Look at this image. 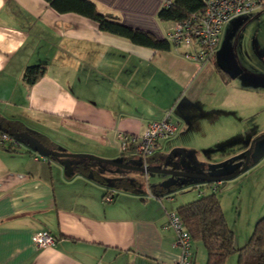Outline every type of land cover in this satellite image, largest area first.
Segmentation results:
<instances>
[{
  "label": "crops",
  "instance_id": "1",
  "mask_svg": "<svg viewBox=\"0 0 264 264\" xmlns=\"http://www.w3.org/2000/svg\"><path fill=\"white\" fill-rule=\"evenodd\" d=\"M87 1L159 40L174 29L173 22L157 19L164 0ZM221 35L212 59L201 62L196 48L162 52L138 46L100 31L91 19L57 12L45 0H0V125L28 131L53 152L142 168L138 157L121 152L118 134L141 135L147 124L169 114L176 134L160 142L150 162L188 149L202 160L200 175L244 183L248 203L236 204L234 214L217 197L234 246L242 248L264 215V149L252 157L254 139L264 134V117L255 115L252 97L264 101V81L237 87V79L217 73ZM39 64H46L45 75L26 86L24 70ZM211 85L224 92H208ZM20 145L12 151L0 147V264L177 262L167 214L179 207H172L170 197L179 183L153 179L145 186L133 174L141 172L82 158L69 160L72 173L66 176L55 159H35L40 151L34 145ZM106 194L113 196L109 203ZM40 232L54 238L53 246L37 248L33 237ZM191 254L196 264H205L201 243H192ZM225 264H237V255Z\"/></svg>",
  "mask_w": 264,
  "mask_h": 264
},
{
  "label": "trees",
  "instance_id": "2",
  "mask_svg": "<svg viewBox=\"0 0 264 264\" xmlns=\"http://www.w3.org/2000/svg\"><path fill=\"white\" fill-rule=\"evenodd\" d=\"M45 1L57 12H73L91 19L97 24L100 31L125 38L132 44L162 52L168 51L172 46L168 39L159 40L149 32L123 25L119 18L100 12L95 4L90 1ZM164 1H170V5L168 7L163 6L159 10L157 19L160 22H183L191 15L202 12L205 8L204 0ZM216 71L222 78L224 77L225 73L221 67L216 66ZM45 72L46 64L29 66L24 70L22 80L26 86L31 87L45 75ZM0 127V133L17 132L10 130L7 126L0 125ZM27 133L32 136L28 131ZM35 139L37 140L36 137ZM6 150L12 151L11 148H6ZM218 182H221V185L216 187V191H212L213 185ZM199 184L200 187L193 189H200V196L196 200L179 206L174 213L180 218L191 242L202 244L206 253L205 264H225L227 258L233 254L237 255V264H264V215L255 223L247 243L242 248L237 249L234 246L233 232L225 221L217 198L218 192L224 186V181H201ZM204 188L210 191L206 195L203 194Z\"/></svg>",
  "mask_w": 264,
  "mask_h": 264
},
{
  "label": "rangeland",
  "instance_id": "3",
  "mask_svg": "<svg viewBox=\"0 0 264 264\" xmlns=\"http://www.w3.org/2000/svg\"><path fill=\"white\" fill-rule=\"evenodd\" d=\"M260 16L261 15L256 17H236L239 19L234 18L236 20L233 22L232 26L229 27V29H227L226 31H224L225 29L222 30V41L220 43L221 47L219 49V53L216 55L215 61L220 65V67L223 68L224 72H226L232 78L237 79L236 82H234L237 87H239L241 84L248 87L254 84L253 86L256 87L259 85L258 83L264 81L263 79H261V77L264 76V14L262 15V17ZM228 90L226 89V91ZM208 92H213L215 94L223 93L224 90H219L218 88L216 89V87L211 85L209 86ZM206 94L209 95L208 93ZM252 104L255 110V115H258L260 117L259 120H261L264 117V111L261 110L262 108H264V101L258 100L256 97H252ZM256 121L257 119L255 118V122ZM257 138H259V136L254 140H256ZM16 139L22 144V146L23 143H28L30 146H33L32 143L24 138L17 137ZM197 144L200 145L199 141ZM254 145L255 147L252 151V157L255 159L258 157V154H260V152L264 149V139L255 142ZM202 151L203 149H201V153L203 154ZM249 151H251V149ZM40 152L39 155L45 157V154ZM193 152L194 151L188 149L185 150V152L182 150L179 152L169 151L165 155L161 156L159 161L148 162L149 169H158L167 172L200 174L202 173V169H204V166L202 165V160L196 155V153ZM247 154L245 156L243 166L245 164ZM74 160L76 159L73 158L71 161ZM137 163H139L138 160ZM100 166H103V168L109 169L111 171H117L121 173L123 172L121 170L110 168L105 165ZM133 174H136L138 178L141 179L142 184H144L145 186H152L154 183L153 179L172 181L176 182V184L179 183L177 187H174V189L171 190L172 192L170 197H172V199L174 200L172 204L173 208H177L182 204L196 200L200 196L199 194H201L200 189H193L192 187L193 185H196L197 183H200L202 181L199 179H191L188 177H174L171 175H160L152 173ZM239 182H224V186L219 191L220 193L218 192L217 194V197L220 199L221 203L223 200V210L225 209L226 211H228V213H235L236 204L241 205V203L243 202L248 203V199L243 193V188L246 189V186L244 183L240 185ZM209 192L210 191L208 189L204 188V195L208 194ZM240 192H242V195H240ZM238 197L239 202H237Z\"/></svg>",
  "mask_w": 264,
  "mask_h": 264
},
{
  "label": "built area",
  "instance_id": "4",
  "mask_svg": "<svg viewBox=\"0 0 264 264\" xmlns=\"http://www.w3.org/2000/svg\"><path fill=\"white\" fill-rule=\"evenodd\" d=\"M204 4L205 8L202 12L191 15L183 22L174 23V29L167 37L174 47L196 48L195 58L201 62L212 59L226 24L236 17L264 10V0H204ZM169 5L170 1H164L165 7ZM176 130L177 127L170 115L165 114L162 119L147 124L141 135L118 134L121 152L138 157L144 174H148L146 172L149 168L148 162L158 152L160 142L173 137ZM0 146L16 150L21 145L16 138L0 133ZM34 157L46 160L43 156ZM220 185L221 182L214 184L212 191H216V187ZM198 187L200 186L195 188ZM103 200L109 203L113 200V196L106 194ZM167 228L175 234L174 247L179 252V258L175 264H196L191 254L190 236L174 212L167 214ZM33 242L37 248H46L53 246L55 240L47 232H40L34 235Z\"/></svg>",
  "mask_w": 264,
  "mask_h": 264
},
{
  "label": "water",
  "instance_id": "5",
  "mask_svg": "<svg viewBox=\"0 0 264 264\" xmlns=\"http://www.w3.org/2000/svg\"><path fill=\"white\" fill-rule=\"evenodd\" d=\"M1 130V127H0ZM10 137H14V138H24L27 141H29L30 143H32L37 150L41 151L43 154H45V156H48L50 158L55 159L61 166L65 167V175L69 176L72 173V167L69 165V160L72 158H82V159H87V160H91V161H96V162H102L104 164L119 168V169H123V170H129V171H135V172H141L144 173V169L143 168H135V167H131V166H127L124 164H118L115 162H111L109 160H105V159H101L98 157H94V156H88V155H81V154H65V153H57V152H53L50 150H47L45 147H43L38 140H36L34 137H32L30 134L28 133H9L8 134ZM264 139V135L260 136L259 138H257L255 140V142ZM249 158H250V152H248L247 154V158L245 161L244 166L241 169V172H243L249 162ZM147 173H155V174H165V175H171V176H179V177H188L191 179H199L202 181H219L218 178L215 177H210V176H206V175H200V174H189V173H183V172H167V171H162V170H156V169H147L146 170ZM233 176H228L226 178H223L224 180L226 179H231Z\"/></svg>",
  "mask_w": 264,
  "mask_h": 264
}]
</instances>
